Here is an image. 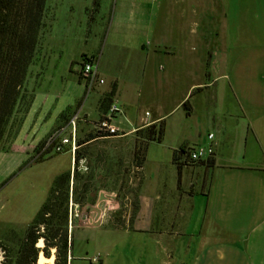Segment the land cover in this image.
<instances>
[{
  "label": "crops",
  "instance_id": "crops-1",
  "mask_svg": "<svg viewBox=\"0 0 264 264\" xmlns=\"http://www.w3.org/2000/svg\"><path fill=\"white\" fill-rule=\"evenodd\" d=\"M251 1L110 2L102 52L79 53L96 52L103 82L92 101L109 95L119 107L117 136L149 124L162 135L146 143L132 221L97 230L111 238L95 242L90 259L70 246L66 264H264V68L252 67L251 101L238 74ZM257 32L248 47L264 44ZM82 85H73L79 95ZM209 143L208 159L172 160L178 148Z\"/></svg>",
  "mask_w": 264,
  "mask_h": 264
},
{
  "label": "rangeland",
  "instance_id": "rangeland-1",
  "mask_svg": "<svg viewBox=\"0 0 264 264\" xmlns=\"http://www.w3.org/2000/svg\"><path fill=\"white\" fill-rule=\"evenodd\" d=\"M111 1L46 0L43 25L23 86L26 99L31 96V101L25 113L19 107L13 114L0 144V242L4 245V248L0 247V264L14 261L23 232L44 201L53 177L71 170L68 150L58 153L51 150L42 156L41 162H34L39 157L35 150L37 144L58 125L65 128L63 134L67 136L71 127L66 121L74 115L77 116L75 140H84L94 131L99 101L105 95L93 103L90 92L96 85L87 92L83 82L78 80V65L72 63L83 54L96 56V52L79 54L81 51L95 48L102 52L103 44L98 46L97 42L106 29ZM100 2L103 7L98 10ZM221 9L219 7L218 12ZM254 15L259 21L252 18ZM244 22L246 42L239 62L245 68L238 74L245 96L251 101L255 73L252 67L260 65L264 68V44L248 47V33L258 29L259 40L264 39V0H253L249 6L245 3ZM70 59L75 60L70 63ZM75 82L83 84L81 95L73 86ZM137 107L141 114L147 110L141 103ZM249 110H252L251 106ZM144 135L142 130L139 134L132 132L126 136L95 137L79 147L84 149L81 151L83 157L78 161L81 177L77 186L85 184L87 190L82 202L68 204L71 220L67 231L74 257L90 259L95 242L111 238L101 236L97 230L124 228L135 216L140 168L134 166L132 155L134 151H137V157L142 153L143 144L146 146L147 143ZM133 201H136L137 209L131 217ZM49 255H53L54 261L53 249L49 250Z\"/></svg>",
  "mask_w": 264,
  "mask_h": 264
},
{
  "label": "trees",
  "instance_id": "trees-1",
  "mask_svg": "<svg viewBox=\"0 0 264 264\" xmlns=\"http://www.w3.org/2000/svg\"><path fill=\"white\" fill-rule=\"evenodd\" d=\"M45 3L46 0H0V144L13 114L18 111L19 107H22V113H25L31 101V96L26 99L23 86L27 68L32 61L39 32L43 25ZM83 56L80 55L79 58ZM76 62L74 63L76 64ZM109 97L106 95L99 101L98 108L101 114L110 104ZM182 107L186 110L185 103L182 104ZM68 121L69 119L66 122L68 123ZM59 127L61 126L58 125L55 128ZM140 130H143L145 134L143 138L146 142L160 141L161 124H149L134 132L139 134ZM46 136L35 148L39 152V157L34 162H41L42 156L52 150V145L41 150ZM104 136L109 135L97 134L93 131L84 140H75L76 148L72 153L71 170L53 177L44 201L23 232L12 264H35L38 251H41L44 257H49L51 249L54 250L53 264H66L67 253L71 246V238L67 231L68 222L71 220L70 215L68 216V204L82 202L87 190L85 184L77 186V181L81 177L78 172V161L83 157L81 151L84 149L80 150L79 147L95 137ZM142 148L140 156L137 157V151H134L132 155L136 168H140L143 163L145 144ZM139 149L140 146H138ZM182 153V147L173 151L172 160L178 166L177 168L181 163L178 160ZM139 181L140 179H138V185ZM77 187H79L78 193ZM132 203L131 217L137 209L136 201ZM38 239H43L40 249L36 247ZM0 247L4 248L1 242Z\"/></svg>",
  "mask_w": 264,
  "mask_h": 264
},
{
  "label": "built area",
  "instance_id": "built-area-1",
  "mask_svg": "<svg viewBox=\"0 0 264 264\" xmlns=\"http://www.w3.org/2000/svg\"><path fill=\"white\" fill-rule=\"evenodd\" d=\"M83 55L84 56L80 57L76 62V65H78L76 74L77 77L83 82L84 86L86 87V91L88 92L92 86L101 84L103 80L98 75L96 56L93 54ZM119 115H121L119 107L115 103L110 102L106 111L101 114V116L93 123L94 132L97 134H107L109 136H116L119 134L118 128L112 123L113 119ZM76 117L77 116L74 115L67 123L71 127L67 136L63 134L65 129L63 126L54 129L49 134H47L43 148L41 150L48 147L49 145H52V151L55 153L68 150L72 155L74 149L76 148L74 127V121ZM207 139H212L211 133L207 134ZM182 148L183 153L178 160L181 162L180 164L199 162L200 160L210 158L213 153L211 143L206 146L196 145ZM93 261H95V258Z\"/></svg>",
  "mask_w": 264,
  "mask_h": 264
},
{
  "label": "bare ground",
  "instance_id": "bare-ground-1",
  "mask_svg": "<svg viewBox=\"0 0 264 264\" xmlns=\"http://www.w3.org/2000/svg\"><path fill=\"white\" fill-rule=\"evenodd\" d=\"M43 240V239H42ZM42 240L41 239H38L37 243H36V246L37 247H41L42 246ZM38 261L35 263V264H51L52 263V260H53V256H50V257H44L42 254H41V251L38 253Z\"/></svg>",
  "mask_w": 264,
  "mask_h": 264
}]
</instances>
